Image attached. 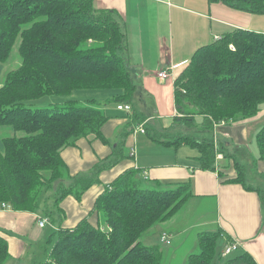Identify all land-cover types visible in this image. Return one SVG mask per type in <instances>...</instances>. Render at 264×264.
<instances>
[{
    "label": "trees",
    "instance_id": "trees-1",
    "mask_svg": "<svg viewBox=\"0 0 264 264\" xmlns=\"http://www.w3.org/2000/svg\"><path fill=\"white\" fill-rule=\"evenodd\" d=\"M208 2L264 14V0ZM124 42L125 32L114 12L95 8L94 0H0V78L15 45L20 59L0 84V127L23 133L0 137V209L36 212L41 196L57 190L54 206L60 213L64 197L80 200L97 182L96 175L110 166L109 160H103L88 173L71 175L60 155L62 148L80 137L107 143L101 128L108 117L98 103L78 105L70 99L32 108L28 102L84 88L120 89L116 102L131 103L137 87L121 53ZM173 100L174 122L191 125L194 116L201 115L205 130L255 116L264 102V32L234 29L199 46L173 79ZM154 140L195 147L199 167L214 170L213 140L190 136ZM255 144L258 160H264V124ZM232 161L236 176L225 182L245 187L244 166ZM141 174V169L131 167L105 184L93 204L96 219L85 217L74 227H59L45 261L39 264H163L160 247L144 244L141 238L171 218L193 193L187 181L159 189L158 181L146 185ZM43 216L51 220L52 211ZM219 237L220 230L200 233L198 251L188 255L186 264H257L245 251L234 257L220 253L216 263ZM8 258L7 240L0 235V264Z\"/></svg>",
    "mask_w": 264,
    "mask_h": 264
},
{
    "label": "crops",
    "instance_id": "crops-1",
    "mask_svg": "<svg viewBox=\"0 0 264 264\" xmlns=\"http://www.w3.org/2000/svg\"><path fill=\"white\" fill-rule=\"evenodd\" d=\"M94 6L97 9L113 11L115 19L122 26L126 42L124 57L134 77V71L140 70L145 80L151 78L155 80L157 90H161L170 79V91L167 93L173 101L170 111L172 116L163 117V119H170L168 121L170 128L177 124L173 121L176 114L173 100V79L188 62L192 53L199 46L213 41L214 36H221L234 29L264 32V26H258L259 23L264 22V14L249 13L222 2H208V0H94ZM161 70L168 73L167 77L162 80L157 76ZM139 99L134 98L131 104H128L131 107L130 111L134 112L135 126L143 123L145 131L136 132L135 127L129 123L130 121L125 124L124 130L122 125L125 118H116L115 120L107 116L108 120L101 128L107 143L87 136L80 137L74 145L61 149L60 155L70 174L88 173L96 164L104 163L101 160H105L112 153L109 147L112 148L110 144L113 140L109 138L115 134L116 129H118V136L126 131L130 136L127 143L130 149H134L135 154L133 160L125 162V169L131 167L141 169V176L145 174L146 180H150L153 186L159 182L157 185L159 189L168 188L170 183L176 181H187L193 193L188 201L203 205L201 211H204V216H208L210 205L214 208L213 217L205 218L206 220L211 219V222L203 224L196 222L195 228L199 225H212L213 231H221L225 245L236 240L239 247L236 250H239V254L244 251L248 252L257 264H264V189L260 186L264 185V179L259 177L257 179L259 181L256 180L255 184H247L245 181V187L239 183L225 182L226 179L234 177L232 160L238 161L237 152L246 153L247 142L250 143L253 137L255 138L259 128L264 124V108H261L264 102L260 104L257 114L251 118L238 121L230 120L213 126L211 131L215 147L218 148L216 144L227 142L226 149L223 150L224 152L222 151L224 154L216 155L214 170H203L199 167L197 148L198 155L195 156V153L191 151L192 156H189L190 152L185 151L184 145L186 144L183 143L174 146L165 145L170 151L166 149L162 155L151 156L147 159L142 157L143 148L151 149L154 152L155 149L149 145L151 141L147 139L145 141L149 143H146L143 148L139 145L143 141L137 134L147 133L146 124L151 119V116L145 117L142 113L138 114L136 108L134 109V104ZM119 104L122 103L116 102V109ZM155 114L161 116L158 113ZM199 116L201 115L194 117L198 118ZM170 122L171 125L173 124L172 126L169 125ZM203 125L204 119L202 127ZM132 128H134L133 131ZM154 128V132H161L157 127ZM159 135L163 136V133H159ZM158 140L172 141L173 139L159 138ZM119 141L121 142L122 139ZM235 144L237 146H234ZM116 146L117 143L114 144V147ZM232 148L238 150L234 152ZM156 152L159 153V151ZM252 161L257 172L264 176V160H258V153ZM124 170H121L120 167L116 169L115 167H106L97 176L100 183L107 184ZM103 188L102 185L90 186L83 192L80 200H76L71 195L64 197L59 203V209L62 212L56 214L55 218L52 213L51 220L46 217L42 219H45L56 230L59 227H74L85 217L93 221L96 219L95 214L91 213L93 204ZM37 213L19 212L10 208L0 209V235L8 243L9 258L7 260L19 259L26 247L30 243H36L39 239L41 227L37 225V221L41 215L38 216ZM173 216L152 227L143 237L146 240L144 244L160 247L163 252V264H170L171 260L177 259L176 251L180 249V245L184 248L183 259H187L188 254L197 249L195 233L192 235L193 244L186 248L188 230L191 228L178 226L174 223L175 217ZM163 232L170 240L168 244L160 241V235ZM153 238H157L158 241L149 242ZM173 240L177 241L174 247L175 251H164L163 245H171Z\"/></svg>",
    "mask_w": 264,
    "mask_h": 264
},
{
    "label": "rangeland",
    "instance_id": "rangeland-1",
    "mask_svg": "<svg viewBox=\"0 0 264 264\" xmlns=\"http://www.w3.org/2000/svg\"><path fill=\"white\" fill-rule=\"evenodd\" d=\"M260 25L258 26H264V22L259 23ZM260 29V28H259ZM125 48H126V42H124V49L121 51L122 55L125 56ZM20 64V59L16 51V45L13 47L10 56L8 60L3 64V70L1 73V78H0V84L2 83V80L5 76V73L8 71L15 69L18 65ZM131 72V71H130ZM134 74L131 72L132 77L134 79L135 85H137V89L134 95L135 99L140 98L138 101L135 102L134 104V109L136 108V112L138 114L142 113V115H145V117L151 116L150 121L146 124V129L147 133H138L140 135L141 139L143 142H140L139 145H141L143 148L146 143L145 139L148 141H151L149 145L155 149V152L152 151L151 149H142V157L144 159L150 158L151 156L156 157L162 155L168 149L164 144H161L154 139H173V141L178 137V136H185L188 135L190 137H193L196 140H202V139H213L212 138V131L211 130H205L202 127V121L203 117L199 116L198 118H195L193 123L191 125H186L184 122H175L177 124L173 125V127L168 126V121L170 119H163V117H168L172 116L170 114V111L172 110V105L173 101L172 98L169 96L167 91H170L169 86H170V79L167 80L166 84L162 87L161 90L156 89L155 85V80L149 79L145 80L143 77V74L140 70L134 71ZM149 78V77H148ZM121 93L120 89H75L73 90L69 95H45L40 98H37L35 100L29 101V106L32 108H42V107H50L55 104H61L64 103L67 100L73 99L77 101L78 105H84L87 104L88 101H94L95 103H98L96 105L101 106L103 108L104 113L110 117V119H124L125 121L122 125L123 129L125 130L126 125L129 123L132 124L133 127H135L136 132H138V125L143 124H137L135 126V120H134V112L131 111H126V110H120L118 111L116 109V96ZM131 104V103H130ZM261 108H264V104L261 106ZM155 113L160 114L161 116H157ZM173 113V112H172ZM171 125V122L169 124ZM144 127V124H143ZM154 127H157L161 132L160 134L163 133V136H160L159 133L154 132ZM159 127V128H158ZM162 127V128H161ZM115 128V127H114ZM114 130V129H113ZM117 130H115V134H113L109 139L113 140L110 144L112 148L109 147V149L112 150L111 156H108L110 162V166L108 165L107 168H114L120 167L121 170H124L126 168L125 162H128V160H133V157L130 156V146L128 145L127 142H129L130 136L126 131L123 132L121 136L117 135ZM178 132V133H177ZM23 133L22 132H14L10 128L7 127H0V137H10V136H21ZM130 134V132H129ZM136 135V134H135ZM154 135V136H153ZM129 136V137H128ZM151 136V137H150ZM128 138V139H127ZM122 139L120 142L119 140ZM127 140V141H126ZM140 138L138 139V141ZM117 143V146L114 147V144ZM220 143V142H219ZM227 142L221 143V144H216L218 148H216V153H223L226 149L225 145ZM214 144V143H213ZM137 146V144H136ZM174 146V145H173ZM185 146V151L190 152L189 156H192L191 151L195 153V156L198 155L196 148H193L189 145H184ZM234 146H237L235 144ZM246 153L238 151L237 156H238V161L239 163L244 166L243 171L245 174V181L247 184H255L257 179L259 177L264 179V176L260 173L257 172V169L255 168L253 164V158L257 157V146L255 144V138L253 137L252 141L249 143L247 142L246 144ZM232 150L235 152L236 148H232ZM156 151H159L156 152ZM168 151H170L168 149ZM223 151V152H222ZM224 154V153H223ZM196 159V157H195ZM102 162V160H101ZM233 168V167H232ZM233 173L234 176H236V171L233 168ZM97 182H94L92 185H102L104 186L103 183H100L98 176L96 175ZM257 180V181H256ZM153 184L150 182V180H146L145 184L149 185ZM66 184V183H65ZM91 185V186H92ZM262 188L264 189V185L261 184ZM57 194V190H49L47 193L45 192L39 201V207L36 210L38 212V216L40 218H45L43 215L45 214L46 211L50 210L52 213H54V218L55 215H58L57 210L55 209L54 206V198ZM203 205H198L194 201H187V203L175 213L173 217L174 223L177 224L178 226L182 227H187L191 228L188 230V236H187V241H186V248L189 247L191 244H193V238L192 235L193 233L196 234V240H198V235L203 232H215L213 231L212 225H199L195 228L196 222L198 224H203V223H210L211 219L206 220L205 218L213 217L214 214V208L212 205L208 207L209 213H207L208 216H204V211L202 212L201 210L203 209ZM60 216V214H59ZM56 219H58L56 217ZM38 225V221H37ZM40 227V226H39ZM56 228L50 226L48 223H46L43 227H41V233L40 237L37 240L36 243H30L26 249L24 250L22 256L18 259H9L5 262V264H39L41 262H44L46 259V254L52 247V244L54 243L56 239ZM162 234V233H161ZM150 240V239H148ZM141 241L143 243L146 241L144 238H141ZM158 239L153 238L149 242H157ZM177 244L176 240H173L171 245H163V250L164 251H169L173 252L175 251L174 247ZM185 244V242H184ZM225 247V241L222 237H219L216 241V254L214 261L217 263L218 262V254L222 252V250ZM180 249H177V259H173L170 261V264H186L187 259H183V251L184 248L180 245ZM197 248V249H196ZM196 250L195 252L198 251V244L196 245ZM194 253V252H191ZM189 253V254H191ZM188 254V255H189ZM239 254V250L237 251H232L228 257H234ZM188 257V256H187Z\"/></svg>",
    "mask_w": 264,
    "mask_h": 264
},
{
    "label": "built area",
    "instance_id": "built-area-1",
    "mask_svg": "<svg viewBox=\"0 0 264 264\" xmlns=\"http://www.w3.org/2000/svg\"><path fill=\"white\" fill-rule=\"evenodd\" d=\"M220 36H214V39H218ZM168 73L166 71H160L157 73V76L159 79H165V77H167ZM117 109L119 110H126V111H130L131 107L128 103H122L117 105ZM223 123V122H222ZM137 130V129H136ZM138 131L140 132H144V127L143 124L138 125ZM134 149H131L130 151V156L134 157ZM144 178H147V176L144 174ZM47 223V221L45 219L39 218L38 219V225L40 227H43L45 224ZM160 241L163 243L168 244L170 242V240L168 239V236L165 232H163L160 235ZM238 248V242L236 241H232L228 244L225 245L224 249L222 250L221 254L222 256H227L229 255L232 251L236 250Z\"/></svg>",
    "mask_w": 264,
    "mask_h": 264
},
{
    "label": "bare ground",
    "instance_id": "bare-ground-1",
    "mask_svg": "<svg viewBox=\"0 0 264 264\" xmlns=\"http://www.w3.org/2000/svg\"><path fill=\"white\" fill-rule=\"evenodd\" d=\"M162 71V70H161ZM6 209V208H5ZM233 241V240H232ZM236 241V240H235ZM239 248V247H238Z\"/></svg>",
    "mask_w": 264,
    "mask_h": 264
}]
</instances>
